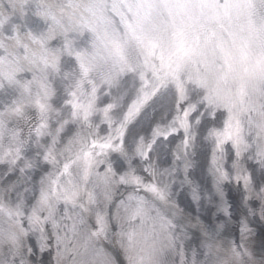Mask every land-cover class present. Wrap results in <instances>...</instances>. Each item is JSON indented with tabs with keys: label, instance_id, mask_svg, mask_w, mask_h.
Here are the masks:
<instances>
[{
	"label": "snow or ice",
	"instance_id": "1",
	"mask_svg": "<svg viewBox=\"0 0 264 264\" xmlns=\"http://www.w3.org/2000/svg\"><path fill=\"white\" fill-rule=\"evenodd\" d=\"M0 264H264V0H0Z\"/></svg>",
	"mask_w": 264,
	"mask_h": 264
}]
</instances>
